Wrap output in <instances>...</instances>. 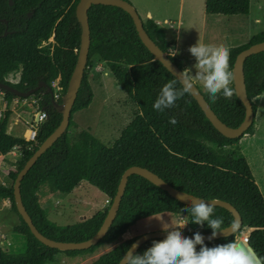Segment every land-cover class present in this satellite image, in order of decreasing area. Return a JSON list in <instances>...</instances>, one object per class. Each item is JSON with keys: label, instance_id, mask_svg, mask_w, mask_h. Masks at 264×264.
Instances as JSON below:
<instances>
[{"label": "trees", "instance_id": "obj_1", "mask_svg": "<svg viewBox=\"0 0 264 264\" xmlns=\"http://www.w3.org/2000/svg\"><path fill=\"white\" fill-rule=\"evenodd\" d=\"M78 2L12 0L10 5L8 0H0V19L7 21L6 24L0 22L1 83L27 92L40 82L50 87L60 77L62 95L66 93L80 46L81 26L75 15ZM249 11L250 0H205V14L209 16H247ZM88 22V60L68 128L38 158L20 186L23 206L39 233L58 242L77 243L91 238L105 219L121 176L128 168L138 166L156 174L179 191L206 200L227 202L239 212L243 222L241 229L234 235L204 242L207 246L227 243L241 232L250 230L248 244L264 256V198L249 162L238 146L242 138L229 139L217 131L189 93L177 100L171 109L164 112L153 109L162 87L176 78L141 43L126 12L114 6L95 5L88 11ZM144 29L183 71L181 62L171 56V44L161 35L158 25L148 19L144 22ZM5 32H8L7 36H4ZM50 37L54 40L51 50L43 46ZM263 41L264 32L252 37L247 44L230 48L231 70L238 53ZM94 58L108 67L117 85L138 111L111 147L105 146L88 131L80 132L74 140L69 136V130L75 127L74 113L87 109L94 98L88 80ZM244 74L247 96L256 114L257 106L253 100L264 93V52L245 60ZM11 76H18V81L10 83L7 79ZM180 87L178 83L177 88ZM198 89L224 124L235 128L242 123L245 108L236 94L230 100L221 95L213 103L207 91ZM45 91L41 89L33 94L38 97V106L45 109L48 119L37 127L32 141L7 133L11 114L9 105L16 96L1 91L7 108L0 118V155L5 156L17 149L20 157L14 164L16 170L8 173L10 187L0 183V201H10V210L18 218L12 231L26 238V250L9 254L0 247V264H46L57 255L71 259L92 255L103 245L115 243L138 222L162 214L185 216L190 222V214L181 211L188 205L171 198L144 178L132 175L126 183L112 226L96 246L62 252L38 242L15 208L13 183L26 161L61 121V114L52 107V96ZM57 101L61 102V98ZM172 117L177 121L175 124L169 122ZM253 133L254 122L245 135L254 136ZM81 182L100 190L109 199L108 207L73 225L58 226L49 221L38 201L39 190L46 186L54 193L70 194ZM215 215L222 216L227 227L233 222L231 213L224 208L215 206ZM187 227V233H212L207 224L200 227L190 222ZM136 238L121 242L91 264H118ZM159 240L163 239L149 240L137 254H142L153 241Z\"/></svg>", "mask_w": 264, "mask_h": 264}, {"label": "rangeland", "instance_id": "obj_2", "mask_svg": "<svg viewBox=\"0 0 264 264\" xmlns=\"http://www.w3.org/2000/svg\"><path fill=\"white\" fill-rule=\"evenodd\" d=\"M127 1L133 5L140 18L141 15L144 14L145 9L148 8L152 9L154 12L156 8L158 11L155 13L156 17L169 16L168 12L165 11L166 9L162 5V0ZM175 1L176 5H178V0ZM170 8L173 10V13L170 14L173 15L171 16V21L173 25L176 26L179 22L178 18L175 16L176 10L172 7ZM249 13V16L207 17L208 19L206 21L196 18L194 26L189 24V19L186 15L183 16L182 23L179 25V30L181 32L180 35L178 33L177 48L179 55H181L185 62L188 63L187 67L192 69L193 75H195L196 71L193 67L196 60L191 56L188 49L190 46L196 44L198 40L205 44H225L230 48H234L247 44L252 37L264 32V9L259 12L260 15H258V17L260 18L261 23L258 25L255 23V19L257 18L255 0L252 1V8ZM196 16L198 15L196 14ZM174 32L175 29H166L167 37L176 41ZM53 44V37H50L43 46L51 50ZM169 52L171 53V56H175L173 55L171 48L169 49ZM96 60L98 59L94 58L92 61ZM184 67L185 65L183 68ZM7 80L10 83H16L18 81V76H11ZM193 82L196 86L200 87L202 91H206L201 82ZM93 87L94 98L83 119L85 120V125H87L86 127H90L94 134L89 133L101 141L105 146L111 147L112 143L120 136L122 130L138 115V111L131 103L126 93L118 87L112 76H102L100 82L93 83ZM35 100L38 101V97L30 96L22 99L16 97L9 105L10 109L11 104L15 103V113H18L20 116L19 121H17L18 123L13 126V135L17 136V138L29 140V131L25 136L26 130H36L38 127L35 123V113L38 111V106L34 103ZM253 102L257 106L254 120L255 135H251L252 137L245 135L238 142V146H240L243 154L249 162L255 182L264 198V93L255 98ZM6 108L7 104L4 100V94L0 91V118ZM27 111H29V115H27L26 118H23L21 115ZM25 119H28L27 122ZM69 136L72 140L77 137V133H74L73 128L69 130ZM16 154L17 157L15 159L18 160L20 157L18 150L16 151ZM1 168H3V170L0 171L1 177H5L7 172L6 165L2 163ZM42 190H44L42 192H45V194L52 193L50 188L46 186L42 187ZM43 193L38 194L42 209L49 221L58 226H67L82 222L86 220V218H90L99 211L106 209L109 205V199L105 197L100 190L89 185L87 182H81L70 194L51 196L48 202H45V199L42 196ZM6 208L7 215L0 216V221L2 222V224H0V247L8 252V249L5 246L12 245V243H9L8 241L12 239V234L9 235V231L13 225L18 223V218L16 214L10 210L9 204ZM58 211L61 212V215H59ZM181 218L187 222L185 216L170 214H162L160 216L142 220L132 227L130 232L124 234L115 243L103 245L92 255H86L75 259L68 258L64 255H57L53 261L47 262L46 264H91L100 255L110 251L121 242L139 237L148 232L165 231L164 229L176 227L181 222ZM181 231L187 232V225ZM249 233L250 230L243 231L244 236L248 237Z\"/></svg>", "mask_w": 264, "mask_h": 264}, {"label": "water", "instance_id": "obj_3", "mask_svg": "<svg viewBox=\"0 0 264 264\" xmlns=\"http://www.w3.org/2000/svg\"><path fill=\"white\" fill-rule=\"evenodd\" d=\"M8 3L11 5L12 0H8ZM95 5H104V6H114L117 8L122 9L124 12H126L130 18L132 19L136 32L138 34V37L141 41V43L146 47V49L154 56V59L159 61L162 66L173 76L179 75V73L182 72L181 69H179L168 57L167 53H164L149 37V35L146 33L144 29V22L138 15L137 11L133 7V5L127 1V0H79V2L76 5L75 9V15L78 23L81 26V36H80V46L77 53V59L75 67L72 71L71 77L68 82L66 93L62 96L61 102H58L57 100H54L53 93L50 87H47L44 82H40L38 86L34 89L28 90L27 92L19 91L9 84H4L0 82V90L4 92H8L13 94L16 97L20 98H28L30 96H33L35 92L46 89L47 92L52 96V107L61 114V121L59 125L56 127V129L39 145V147L36 149V151L32 154V156L26 161L24 166L21 168V170L18 172L16 179L13 183V197H14V204L15 208L22 218V220L25 222V224L30 229V232L34 236V238L45 245L46 247L56 249L58 251L66 252V251H80V250H87L93 246H96L107 234V231L112 226L113 221L116 218L121 199L124 195L125 186L128 181V178L132 175H137L157 188L161 189L162 191L166 192L171 198L177 200L178 202L188 205V200L195 198L196 200H203V201H209L214 203L215 206L221 207L226 209L229 213H231L233 217V222L238 223V228L235 232L228 233L226 235H218L216 238H213L211 240L208 239V237L211 236V233L208 234H202L205 237L204 242L214 241L218 240L220 238H225L231 235H234L236 232H238L242 225V218L239 214V212L229 203L221 201V200H206L202 198L195 197L193 195L187 194L185 192L179 191L172 186H170L168 183H166L163 179L159 178L156 174L150 172L149 170L145 168H141L138 166H132L125 170L123 175L120 178L119 185L117 187L116 194L112 200V203L108 209V212L105 216L104 221L102 222L100 228L98 231L88 240L82 241V242H58L51 240L49 238L44 237L34 226L32 219L28 215L25 207L23 206L22 199H21V192H20V186L21 182L24 178V176L28 173V171L32 168V166L36 163L38 158L47 150L49 149L56 140L62 136V134L67 130L69 125V120L71 116V111L73 108V105L75 103V99L77 97L78 90L81 86L84 70L86 67V63L88 60V53L90 48V27L88 22V11L92 6ZM0 22L6 24V20L0 19ZM8 32L4 33V36H7ZM261 52H264V41L260 43H256L248 47L247 49L241 51L237 54L234 65L232 68V71L234 72V84L233 87L235 89V94L238 100L243 104L245 108V117L242 123L235 128L229 127L226 124H224L217 115L213 112V110L210 108L209 104L206 102L204 96L196 86V84L193 82V89L189 93L192 97V99L196 102L200 110L204 113L206 119L208 122L217 130L219 131L223 136L229 139H237L242 138L245 136V133L247 130L252 126L254 120H255V114L253 112V107L251 101L248 99L247 91H246V85H245V74H244V62L247 58H249L252 55L259 54ZM176 78V77H175ZM182 86V85H181ZM119 88H121L118 85ZM232 222V223H233ZM232 225V224H231ZM229 225L228 227H231ZM182 234L186 237H193L194 233H187L183 232ZM167 233L166 231H152L145 234L140 235L137 237L133 243L130 245V247L133 244L138 245L135 248V253L149 240L153 239H164L166 237ZM241 242L244 243L243 240L239 239ZM249 245V244H247ZM250 246V245H249ZM129 247V248H130ZM127 252V251H126ZM125 256V254H124ZM124 256L121 258V260L118 262V264H124Z\"/></svg>", "mask_w": 264, "mask_h": 264}, {"label": "clouds", "instance_id": "obj_4", "mask_svg": "<svg viewBox=\"0 0 264 264\" xmlns=\"http://www.w3.org/2000/svg\"><path fill=\"white\" fill-rule=\"evenodd\" d=\"M255 23L259 25L261 20L256 19ZM188 51L196 60L193 66L196 70L195 75L191 68H185L178 76L174 75L176 79L170 80L162 87L153 104L154 110L164 112L174 107L177 100L192 91L193 81L202 83L213 103L221 95L229 100L235 95L229 46L205 44L198 40ZM178 83L182 87L177 88ZM169 122L175 124L177 121L172 117ZM188 202L189 206L181 211L190 214L191 223L200 227L207 224L212 230L209 240L237 230V222L227 227L224 225V218L215 215L214 203L195 198ZM190 222H185L181 218L176 227L164 229L166 237L153 241L152 246L142 254L135 253L138 245L133 244L125 253L124 264H264V256L238 239L209 247L204 243L205 237L200 232L194 233L193 237L184 236L181 230Z\"/></svg>", "mask_w": 264, "mask_h": 264}, {"label": "crops", "instance_id": "obj_5", "mask_svg": "<svg viewBox=\"0 0 264 264\" xmlns=\"http://www.w3.org/2000/svg\"><path fill=\"white\" fill-rule=\"evenodd\" d=\"M252 1H254V0H250V12H251V8H252ZM162 5L166 9L165 11L168 12L169 16L156 17L155 13L158 12L156 10V8H155V12L152 9L148 8V9H145L144 14L141 15V18H142L143 22H146L148 19H150L158 25V27L160 28V31H161V35L171 44L170 48H171V51L173 52V55H175V57L182 63L183 66L185 65L184 68H188L187 67L188 63L185 62V60L183 59V57H181V55H179L178 48H177L178 33L180 35V32H181L179 30V25L182 23L183 16L186 15V17H188L189 24L192 26H194V22H195L196 18H199L202 21L203 20L206 21L208 19L207 17H216V16H209V15L205 14V0H178V5H176L175 0H162ZM255 6L257 8V18L256 19H260L258 17V15H260L259 12L262 9H264V0H255ZM170 7H172L173 9L176 10L175 16L179 20V22L176 26H174L172 21H171V16H173V15H170V14L173 13V10ZM196 14L199 17L196 16ZM247 16H249V15H247ZM223 17H226V16H223ZM166 29H175L174 33H175L176 41L167 37ZM102 76H104V77L112 76V74L110 73L108 67L103 62H101L99 60L93 61L92 67L90 69L89 79H88L89 83L91 85L92 91H94L93 83L94 82H100L102 79ZM90 105H89V107H90ZM15 106H16L15 103L11 104V106H10L11 114H10L8 122H7V133L13 137H17L15 135H13V126L16 125V123H18L17 121H19V118H20L19 114L15 113ZM89 107L87 109L77 111L73 115V121L75 123V127L73 129H74V133H77V135L80 132H84V131H88L91 134H94L93 131H91L90 127H86L87 125H85V120L83 119V117L85 116V113L89 109ZM27 115H29V111L24 112L23 115H21V116H23V118L24 117L26 118ZM25 120L27 122L28 119H25ZM28 131H29V129L26 130L25 136L27 135ZM29 135H30V133H29ZM113 144H114V142L112 143V145ZM16 151H17V149H14L13 152H10L5 156L0 155V161H1L0 162V171L3 170V168H1L2 163L5 164L6 168H7V172H6L5 177H1V172H0V183L6 188L10 187V185H11V181L8 179V173L15 171L14 164L17 161L15 159L17 157ZM42 191H44V190H42V188H41L39 190V192L37 193V197H38V201H39L40 206H41V203H40V197L38 196V194H40V193L42 194L43 193ZM59 194H61V193L52 192V193L45 194V192H44L42 196L44 197L45 202H48V200L51 196H54V195L57 196ZM61 195H64V194H61ZM8 204L10 205V208H11V204H10L9 200L0 201V216H3V215L6 216L7 215V208L6 207ZM41 208H42V206H41ZM58 213H59V215H61V212L58 211ZM86 219H88V218H86ZM0 224H2L1 221H0ZM13 226H12V228H13ZM12 228L9 231V235L12 234L11 235L12 239L8 240L9 243L10 242L12 243V245L11 246H8V245L5 246L8 249L7 253H9V254L23 253L26 250V238L19 233L13 232Z\"/></svg>", "mask_w": 264, "mask_h": 264}, {"label": "built area", "instance_id": "obj_6", "mask_svg": "<svg viewBox=\"0 0 264 264\" xmlns=\"http://www.w3.org/2000/svg\"><path fill=\"white\" fill-rule=\"evenodd\" d=\"M51 41H52V38H51ZM55 81L51 84L50 88L52 90L54 100H58V99L62 98V96H63L62 95L63 89H62L61 84H60V77H58L57 80H55ZM46 92H47V90H46ZM38 102H39V99H38V101L35 100V102H34L35 105L38 106ZM35 118H36L35 123L37 124V126H39L41 123L45 122L48 119V115H47L45 109L39 108V106H38V111L35 113ZM36 130H31V129L29 130L30 135L28 136L29 140H27V141L34 140L35 135H36ZM236 239H238V240L241 239L244 241L245 244H248V237L244 236L243 232H241L240 235L237 236Z\"/></svg>", "mask_w": 264, "mask_h": 264}, {"label": "flooded vegetation", "instance_id": "obj_7", "mask_svg": "<svg viewBox=\"0 0 264 264\" xmlns=\"http://www.w3.org/2000/svg\"><path fill=\"white\" fill-rule=\"evenodd\" d=\"M45 45V43H43Z\"/></svg>", "mask_w": 264, "mask_h": 264}]
</instances>
